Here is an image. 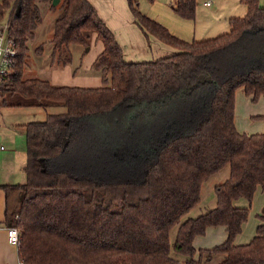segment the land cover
<instances>
[{"label":"trees","instance_id":"16d2710c","mask_svg":"<svg viewBox=\"0 0 264 264\" xmlns=\"http://www.w3.org/2000/svg\"><path fill=\"white\" fill-rule=\"evenodd\" d=\"M51 1L0 0V18L8 17V34L17 50L0 85V104L64 108L20 125L26 180L0 186L5 223L19 230L20 262L200 264L203 255L204 260L217 255V264H264V222L250 241L234 243L248 209L232 202L241 197L250 201L256 188L264 186V129L246 134L234 125L235 90L242 87L253 99L264 94V7L258 0H242L246 12L228 19V32L188 42L142 13L138 0H127L146 37L151 34L177 49L151 61L127 62L88 0H59L50 41L51 56L60 58L56 65L69 62L70 45L89 47L93 37L103 44L92 63L101 85L82 87L23 77L27 42L41 20L38 3ZM170 5L182 17L194 16L195 0H172ZM242 46L249 52L245 56ZM126 108L135 117L163 115L159 130H150L159 140L141 177L96 179L52 166L75 138L78 121L115 116ZM105 124L116 127L117 117ZM226 164L228 177L214 187L215 206L185 217L199 202L202 183ZM258 217L264 219V214ZM209 226H224L225 240L196 249L193 238ZM171 250L179 258L170 256Z\"/></svg>","mask_w":264,"mask_h":264},{"label":"rangeland","instance_id":"374dc122","mask_svg":"<svg viewBox=\"0 0 264 264\" xmlns=\"http://www.w3.org/2000/svg\"><path fill=\"white\" fill-rule=\"evenodd\" d=\"M195 1L196 6L192 18L182 17L177 14L171 8V3H168L171 2V0H168V2L167 0H138V3L141 2V6L140 4L138 5V9L142 13H146L147 9H150V11H153L159 16L161 21L168 24L171 28L174 27L175 30L182 34L187 33L186 27L184 25L175 24H186V21H189L191 23V29L189 31L191 38L194 29L196 36L199 35V28L205 33L210 21L215 20V22H217L219 18L223 19L229 15H239V17H241L246 12L245 4L242 0ZM205 1H209L211 5L205 6ZM258 3L260 6L264 7V0H258ZM38 7L41 20L34 29L32 37L27 42L28 51L25 60L26 62L24 64L23 77L34 76L46 79L48 70L54 65H51L50 61H54L56 64L57 60L56 56L55 58L51 56L52 43L50 41L53 34V23L60 13V8L57 4L52 5V2L38 3ZM164 7L169 8L174 15H177L176 17L179 19L178 22L170 19L165 13H163ZM215 9L218 11L215 12ZM162 26L166 28L165 25L162 24ZM222 33H225V31H222L221 34ZM94 38L95 37L92 38L89 47L75 44L69 46L71 52L69 63L72 65L73 69L78 67L80 63H82V60L85 64L89 58H92L98 52V47L101 46V44H99L100 40L98 42L94 40ZM35 49L38 50L36 51ZM242 50L243 56H245L246 53H249L244 46H242ZM64 56L65 54H63V57ZM59 59L60 58H58V60ZM244 59L245 58H242L241 61ZM262 60H264V58H262ZM90 68L91 71L95 73L96 70L93 67ZM236 91L237 96L234 103V114L236 113L238 119L242 122L244 119L243 114L248 109L247 105H245V100L239 96L241 91L240 88ZM259 96L260 98L258 100L257 98L253 99L250 97L251 101L248 102L250 109L256 111V113H258L257 111L259 110H264V94H260ZM63 110L64 108L61 106H0V138H2L3 144H7L6 138L4 140V133L7 132V127L12 129V126L17 123L25 124L31 121L44 120L47 113L62 112ZM135 113L136 112H131L126 108L120 109L115 113V116H94L87 119V121H78L76 127L73 128V137L75 138L71 141L66 152L64 151V153L52 163V166L63 168L73 174L88 175L96 179L115 180L141 177L149 163L148 161L150 160L149 152H152L153 147L157 144H155L156 140H159L158 133L151 132L150 130L157 131L162 124L163 115L156 114L150 117L148 115L139 114L135 117ZM262 115H264V113ZM262 115L252 116L251 119L248 117V121H255L251 128H258V121L263 120L261 118ZM116 117L118 120L116 127H114L113 124H105L108 123V120L115 119ZM138 117H141L140 120H138ZM246 130L252 129L247 128ZM257 130L262 131L263 129ZM251 132L257 133L254 131ZM18 135H21L23 138L21 141V147L23 146L22 150L25 151L26 143L24 135H22V133ZM24 160V163H19V165H21L18 173L20 179L16 184L24 183L26 180L23 171L26 158ZM228 174L229 166L226 164L210 175L201 185L199 202L186 214L185 217H195L214 207L216 200L214 187L223 182L228 177ZM245 199L246 198L244 197L240 198L238 203H240V201H245ZM244 206H248V213L246 220L242 224L241 237H250L255 230L257 220L259 219L261 222H264V219L258 217V213H261L264 208V188L258 189L254 192L251 200L247 201V204ZM217 227L223 228V226ZM175 229L176 226L172 227L169 232L170 241L174 238ZM199 236L203 237L204 234ZM214 237L215 235L209 234L205 240L209 241L214 239ZM170 256L179 258V255H176L172 250L170 251ZM206 257V255L201 257L200 264H217L221 260L220 256L217 255H212L211 259L204 260ZM195 258H198V253H196Z\"/></svg>","mask_w":264,"mask_h":264},{"label":"crops","instance_id":"0c3cea01","mask_svg":"<svg viewBox=\"0 0 264 264\" xmlns=\"http://www.w3.org/2000/svg\"><path fill=\"white\" fill-rule=\"evenodd\" d=\"M172 1V0H171ZM88 2L94 7L98 17L106 24V26L110 29L113 33L116 42L119 44L122 57L127 62H142V61H151L154 59H158L164 56L171 55L177 51L176 48L172 47L171 45L165 44L158 40L155 36L148 34L147 37L144 35L142 30L138 27L135 22V19L129 9L127 0H88ZM168 2V0H167ZM206 2V1H205ZM171 3V2H168ZM141 2L138 3V5ZM167 5V4H166ZM164 5V6H166ZM205 6H210L204 4ZM218 10L215 9V12ZM246 11V5H245ZM148 13V14H146ZM144 13L149 18L156 22H160L166 26V29L174 36L184 40V41H192V40H204L208 38L215 37L220 35L222 31L228 32L230 29V24L228 19L231 17H239V15H229L224 17L223 19H218L217 22L210 21L207 25V31L204 33L201 28H199V35L196 36L195 29L193 31L192 38L189 34L191 29V23L186 21V24H175V25H184L186 27V34H182L175 30V28H171L168 24L161 21L159 16L156 15L150 9ZM170 19L175 20L178 22L177 15H174L169 8L164 7V12ZM161 24V25H162ZM173 25V24H172ZM196 28V27H195ZM223 34V33H222ZM196 37V38H195ZM94 40L98 41V39ZM101 42V41H100ZM98 47V52L84 64L83 60L82 63L78 67L73 69L72 65L68 62L64 65H56L54 64L50 70H48V74L46 75V80H48L51 84L54 85H69V86H82V87H97L101 85V74L97 71L93 73L91 71L92 63L95 60L98 53L102 50L103 44ZM36 50V49H35ZM38 50V49H37ZM36 50V51H37ZM77 50V48H76ZM75 50V52H76ZM24 71V69H23ZM240 88L239 96L245 100V105H247V111L243 114V121L241 122L238 119L236 113L234 114V125L239 132H246V133H253L251 131L259 133L262 132L261 130L257 129H264V121H258L257 127L258 128H251L254 124V120L248 121V117L251 119L252 116L262 115L264 110L252 111L249 107V103L251 101V96L247 95L242 87ZM238 89V88H237ZM236 89V90H237ZM234 92V103L235 98L237 96V91ZM244 96V97H243ZM260 96L257 97V100ZM0 106H5L0 104ZM256 113V114H255ZM20 124H14L12 129L7 127V132L4 133V140L6 138V145L3 144L2 138H0V146H3V149H0V186L1 185H11L16 184L19 181V163H24L26 158V152L22 150L21 141L23 138L21 134L24 135L23 130L20 128ZM263 127V128H262ZM252 130H246V129ZM256 129V130H255ZM25 139V135H24ZM18 179V180H17ZM264 186H259L256 188L262 189ZM255 191V192H256ZM242 198V197H241ZM5 193L2 188H0V264H22L18 258L17 254V247L10 244L7 239L6 235V228L9 227L5 223ZM240 198L234 199L232 202L235 206L239 205L238 207H246L244 205L247 204V201H238ZM250 203V202H249ZM248 207V206H247ZM264 214V208L262 209L261 213L258 215ZM262 223L259 219L256 222V227ZM255 230L250 237H241V232L238 233L234 238V243L236 244H243L248 241L255 235ZM215 235L214 239L206 241L205 239L207 236ZM203 235V234H202ZM226 230L217 226H209L206 228L204 236L200 237L199 235L193 238L192 244L196 249L200 248H212L215 245L222 243L226 238ZM199 247V248H197Z\"/></svg>","mask_w":264,"mask_h":264},{"label":"built area","instance_id":"2783aa9c","mask_svg":"<svg viewBox=\"0 0 264 264\" xmlns=\"http://www.w3.org/2000/svg\"><path fill=\"white\" fill-rule=\"evenodd\" d=\"M209 5V1L205 2ZM16 46L8 34V17L0 18V85L14 65L16 57ZM3 149V146H0ZM8 242L16 247L19 246V230L15 226L6 228Z\"/></svg>","mask_w":264,"mask_h":264},{"label":"water","instance_id":"95a60500","mask_svg":"<svg viewBox=\"0 0 264 264\" xmlns=\"http://www.w3.org/2000/svg\"><path fill=\"white\" fill-rule=\"evenodd\" d=\"M59 0H52V5H56L58 3ZM18 12V8L15 9V13Z\"/></svg>","mask_w":264,"mask_h":264}]
</instances>
